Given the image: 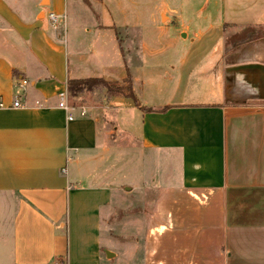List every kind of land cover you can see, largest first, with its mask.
Here are the masks:
<instances>
[{
    "label": "crops",
    "instance_id": "0c3cea01",
    "mask_svg": "<svg viewBox=\"0 0 264 264\" xmlns=\"http://www.w3.org/2000/svg\"><path fill=\"white\" fill-rule=\"evenodd\" d=\"M5 1L0 0V264H112L118 254L109 245L116 241L105 236L110 228L104 220L136 191L113 186L97 169L121 148L116 124L111 133L103 129L100 139L98 109L84 103L90 93L73 98L67 82L116 72L95 58L97 46H81L66 0H30L27 15L18 0ZM223 3L234 18L222 28L264 25V0ZM51 13L59 24L52 25ZM116 28L112 21L97 23L95 38L122 53ZM182 31L185 41L187 28ZM239 48L223 50L229 55ZM242 52L256 58L226 62L203 98L188 99L179 83L169 102L134 106L139 135L125 133L126 146L131 150L137 143L138 158L147 157L149 164L163 159L169 182L155 187L154 172H143L156 196L142 257L135 262L133 248L126 249L132 264H264V73L257 67H264V46ZM131 82L134 93L135 77ZM107 99L105 119L114 109L130 107L123 96ZM14 102L20 107L13 108ZM70 210L80 214L85 231L72 253ZM87 229L94 235L89 240Z\"/></svg>",
    "mask_w": 264,
    "mask_h": 264
},
{
    "label": "rangeland",
    "instance_id": "374dc122",
    "mask_svg": "<svg viewBox=\"0 0 264 264\" xmlns=\"http://www.w3.org/2000/svg\"><path fill=\"white\" fill-rule=\"evenodd\" d=\"M12 1L5 2L11 4ZM18 3L27 15L31 1L18 0ZM226 8L223 0H66L69 24L77 25L81 46L85 47V51L89 50L88 47L97 46L98 52L96 51L95 58L111 65L116 72H109V75L102 78L107 82L121 85L126 68L131 79L132 77L136 79L134 97L141 105L169 102L170 95L178 89L179 83L188 99L199 100L203 98V90L210 88L209 83H215L213 78L217 74L216 70L219 69L220 72L226 62L246 60L245 57L256 58L255 55L244 54L241 51L250 46L256 51L264 46V25L249 26L254 29V33H257L248 35L245 40L237 43V46H241L238 52L229 55L224 52L223 48H230L228 45L225 46V39L238 29L222 28L224 23L231 22L234 18L228 14ZM97 16L102 18L97 20ZM261 20L264 21V14ZM110 21L117 27L116 37L122 53L119 52L116 44L103 45V41L95 38L96 24ZM59 26L63 28L62 23ZM72 28L75 30L76 26ZM185 28L188 37L182 41L185 39L182 30ZM197 35L201 38L194 37ZM98 44L101 50H98ZM143 45L146 50L148 49L145 53H141ZM193 46L194 48L191 49ZM69 48L74 47L70 44ZM87 93L85 92V95ZM89 93L90 97L84 103L98 109L100 139L103 129L111 133L115 123L116 143L121 145V148L116 147L112 151L107 164L104 166L102 164L97 169L101 170L103 176L107 174L111 177L109 182L113 186H132L136 191L127 199L119 200L118 210L104 220L110 228L105 236L116 241L109 245L112 246L110 247L112 250L109 249L110 253L114 250L118 254L112 264H132L125 256L126 249L133 248L135 262L142 257L141 245L146 232V221L156 196L155 187H161L168 183L169 179L164 175L166 169L163 159L161 163L149 164L147 157H144L146 160L138 158L137 143H133L135 147L131 150L126 146L130 140H126L125 133L127 135L128 132L136 137L135 139L139 135L140 112L134 107L132 100L126 101L130 107L114 109L112 117H106V120L103 113L111 106L107 102L105 89L96 87ZM109 138L112 144L114 135ZM125 140L127 149L122 147ZM149 171L154 172V177L157 178L155 187L149 181L143 180L146 178L143 177V172L150 173ZM67 220L68 243L72 253L73 250L77 251L85 231L80 228L81 216L78 212L70 210ZM92 232L87 229L88 240L93 235ZM112 258L111 255L108 260Z\"/></svg>",
    "mask_w": 264,
    "mask_h": 264
},
{
    "label": "trees",
    "instance_id": "16d2710c",
    "mask_svg": "<svg viewBox=\"0 0 264 264\" xmlns=\"http://www.w3.org/2000/svg\"><path fill=\"white\" fill-rule=\"evenodd\" d=\"M228 25H224L223 28ZM238 28L235 32L231 33L229 37L225 39V46H230L231 48H235L237 43L245 40L248 35H252L254 33V29L247 27H233ZM121 49V47H120ZM122 51V49H121ZM126 73L124 78L121 80V85L117 83H110L103 79H84V80H69L67 82V92L73 97L77 98L85 92H91L96 87H102L105 89V96L107 98L123 96L125 98L131 99L135 106H139L138 102L134 97V93L132 91V82L131 77L127 69H125ZM143 109V108H142ZM145 112H151L152 109L144 108Z\"/></svg>",
    "mask_w": 264,
    "mask_h": 264
},
{
    "label": "built area",
    "instance_id": "2783aa9c",
    "mask_svg": "<svg viewBox=\"0 0 264 264\" xmlns=\"http://www.w3.org/2000/svg\"><path fill=\"white\" fill-rule=\"evenodd\" d=\"M49 20H50V22L52 23V25H57V24H59L60 23V19H58L54 14H49ZM2 106V104L0 103V107ZM12 107L13 108H18V107H20V105H19V103L18 102H14L13 104H12ZM59 107L60 108H62V109H64L66 112H68L69 111V108H68V106H66V105H64L63 103H59ZM79 115L81 116V117H84L85 116V112H84V110H81L80 111V113H79ZM68 120H72V117L71 116H69L68 117Z\"/></svg>",
    "mask_w": 264,
    "mask_h": 264
},
{
    "label": "water",
    "instance_id": "95a60500",
    "mask_svg": "<svg viewBox=\"0 0 264 264\" xmlns=\"http://www.w3.org/2000/svg\"><path fill=\"white\" fill-rule=\"evenodd\" d=\"M257 67L261 68L262 69V72L264 73V67H261V66H258Z\"/></svg>",
    "mask_w": 264,
    "mask_h": 264
}]
</instances>
